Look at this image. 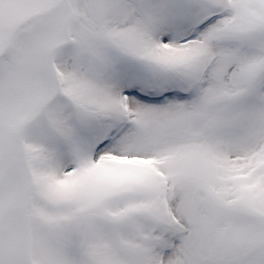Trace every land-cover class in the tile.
Wrapping results in <instances>:
<instances>
[{
    "label": "snow or ice",
    "instance_id": "6c2138e0",
    "mask_svg": "<svg viewBox=\"0 0 264 264\" xmlns=\"http://www.w3.org/2000/svg\"><path fill=\"white\" fill-rule=\"evenodd\" d=\"M0 264H264V0H0Z\"/></svg>",
    "mask_w": 264,
    "mask_h": 264
}]
</instances>
